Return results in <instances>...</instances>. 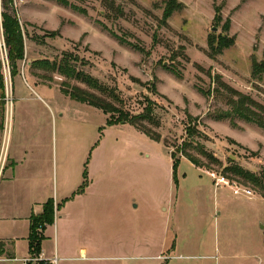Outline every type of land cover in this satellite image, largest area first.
Returning a JSON list of instances; mask_svg holds the SVG:
<instances>
[{
  "label": "rangeland",
  "instance_id": "obj_1",
  "mask_svg": "<svg viewBox=\"0 0 264 264\" xmlns=\"http://www.w3.org/2000/svg\"><path fill=\"white\" fill-rule=\"evenodd\" d=\"M65 1L14 0L26 55L13 81L0 0L6 133L13 141L38 136L49 197L61 204L45 230L46 264H264V192L224 172L236 165L264 177V129L237 116L216 119L238 94L264 116V0ZM64 53L107 89L103 96L30 67ZM26 78L36 101L18 99L28 93ZM64 82L132 116L150 107L147 126L161 141L131 124L108 125L109 115L63 94ZM212 172L254 198L227 190L222 216H213L220 186ZM17 257L32 258L27 244Z\"/></svg>",
  "mask_w": 264,
  "mask_h": 264
},
{
  "label": "trees",
  "instance_id": "obj_2",
  "mask_svg": "<svg viewBox=\"0 0 264 264\" xmlns=\"http://www.w3.org/2000/svg\"><path fill=\"white\" fill-rule=\"evenodd\" d=\"M61 5H67L65 0H56ZM2 12H1V26L3 35V44L7 53L8 67L10 69L11 78L14 79L18 75L19 63L25 60L26 47H25V34L21 26L20 20L17 16V11L14 7V0H1ZM59 35L57 31H54L51 36ZM75 59L70 53H64L59 61H50L47 59L35 60L31 63V69L37 70L44 74L46 81H52L50 74H59L61 77H65L69 80H76L93 91L100 93L106 92V88L102 86L96 79L88 74L83 73L76 69L74 65ZM256 65V64H255ZM41 74V75H42ZM37 76V74H35ZM40 76V75H39ZM6 85L5 77L3 73L2 61L0 60V131L3 128L6 111ZM61 92L79 103L90 105L103 111L104 114L109 115L108 125L114 124H131L139 131L147 135L152 140L161 141V135L153 132L147 126L154 123L152 119V109L147 107L143 114L132 116L128 112L124 111L121 107L117 106L113 101L92 93L88 90L79 87H69L66 82L61 85ZM108 94L115 100L119 101L118 96L114 91H108ZM238 94V93H237ZM239 95V100L233 103V107L229 113L218 116L216 119H227L231 116H237L241 120L247 123H253L258 127L264 129V116L251 110L249 107H256L248 98ZM120 102V101H119ZM153 125V124H152ZM191 130L189 129V133ZM187 158L196 164L197 161L191 156ZM179 162L175 160L173 162L174 171L176 172ZM224 172H228L231 177L243 180L246 183H250L256 186L259 190L264 192V177L262 179L256 177L250 172L232 165L227 167ZM234 179V178H233ZM87 186V181L77 191V194L82 193ZM64 203V202H63ZM60 205H55L53 198H50L43 204V210L40 214H32L30 217V233L28 237L29 253L32 258L42 253V243L46 239L44 233L48 225H53L56 220V210H60ZM30 262L29 264H31ZM42 263V262H40Z\"/></svg>",
  "mask_w": 264,
  "mask_h": 264
},
{
  "label": "crops",
  "instance_id": "obj_3",
  "mask_svg": "<svg viewBox=\"0 0 264 264\" xmlns=\"http://www.w3.org/2000/svg\"><path fill=\"white\" fill-rule=\"evenodd\" d=\"M16 78L20 79V76L17 75ZM24 83L26 85L25 91L28 93L22 94L18 99L25 102L36 101L32 94V91L34 93L35 91L31 86V81L26 78ZM12 90L14 93V83ZM12 97L14 99V94ZM39 99L41 98L39 97ZM11 113L12 108L0 131V232L3 231L0 234L1 264L6 262L21 264L17 261L19 259L17 249L20 244H27L29 253L30 217L32 214H40L43 210V204L50 198L43 179L48 167L44 165V156L40 150L38 136L31 138V140L19 138L13 141L12 136L10 137L6 133V122L10 119ZM6 174H8L7 177H5ZM227 190L234 195L227 186L215 187L218 198L215 201L213 216H222L221 206L224 205ZM254 196L253 194L252 197H236L252 199ZM9 203L11 204L10 207L8 206ZM56 204H60L58 199ZM56 216H58V211H56ZM44 235L48 238L46 231ZM43 243L40 261L31 264L50 263V258L44 251ZM81 250L85 255V249Z\"/></svg>",
  "mask_w": 264,
  "mask_h": 264
},
{
  "label": "built area",
  "instance_id": "obj_4",
  "mask_svg": "<svg viewBox=\"0 0 264 264\" xmlns=\"http://www.w3.org/2000/svg\"><path fill=\"white\" fill-rule=\"evenodd\" d=\"M210 177L214 180H216V183L218 186H227L229 187L235 196H244V197H252L253 191L236 182L235 180H230L226 178L225 176L218 175L215 172L210 173ZM36 258H30L28 261L24 260L21 264H28V262H35ZM53 262H56V258L52 260Z\"/></svg>",
  "mask_w": 264,
  "mask_h": 264
},
{
  "label": "water",
  "instance_id": "obj_5",
  "mask_svg": "<svg viewBox=\"0 0 264 264\" xmlns=\"http://www.w3.org/2000/svg\"><path fill=\"white\" fill-rule=\"evenodd\" d=\"M213 31H216V28H213Z\"/></svg>",
  "mask_w": 264,
  "mask_h": 264
}]
</instances>
